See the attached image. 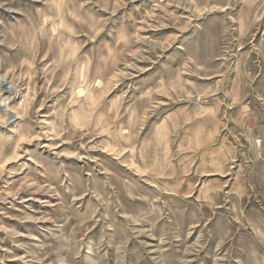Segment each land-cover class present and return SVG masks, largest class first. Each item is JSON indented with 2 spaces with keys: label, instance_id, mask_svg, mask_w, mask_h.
<instances>
[{
  "label": "rangeland",
  "instance_id": "obj_1",
  "mask_svg": "<svg viewBox=\"0 0 264 264\" xmlns=\"http://www.w3.org/2000/svg\"><path fill=\"white\" fill-rule=\"evenodd\" d=\"M2 81L0 264H264V0H0Z\"/></svg>",
  "mask_w": 264,
  "mask_h": 264
},
{
  "label": "bare ground",
  "instance_id": "obj_2",
  "mask_svg": "<svg viewBox=\"0 0 264 264\" xmlns=\"http://www.w3.org/2000/svg\"><path fill=\"white\" fill-rule=\"evenodd\" d=\"M4 83H5V82H4ZM4 83H3V81L0 82L1 85H5ZM15 91H16V90H15ZM15 91H14V89L11 88V87H5L4 90H3V93H4V94H13V93H15ZM4 94H3V95H4ZM7 96H8V95H7ZM5 97H6V96H5ZM6 99H7V98H6ZM4 106H5V105H4ZM10 117L12 118V117H13V114H11ZM8 120H9V119H8ZM13 120H14V119H13ZM7 122H8V121H7ZM8 123H9V122H8ZM8 123H7V124H8Z\"/></svg>",
  "mask_w": 264,
  "mask_h": 264
}]
</instances>
